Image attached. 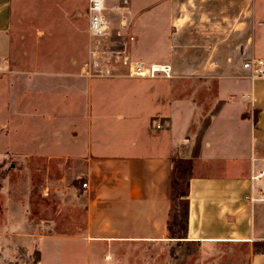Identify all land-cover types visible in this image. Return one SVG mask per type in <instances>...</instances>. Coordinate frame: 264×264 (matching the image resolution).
<instances>
[{"label":"crops","instance_id":"1","mask_svg":"<svg viewBox=\"0 0 264 264\" xmlns=\"http://www.w3.org/2000/svg\"><path fill=\"white\" fill-rule=\"evenodd\" d=\"M257 6L264 0H132L131 32L167 55L152 64L163 68L156 81L86 77L75 63L58 61L25 63L21 72L4 62L9 41H0V162L12 150L28 161L71 164L82 175L71 189L83 197L71 236H38L42 264L49 239L66 242L55 251L57 264H176L179 239L168 222L179 161L191 165L182 240L244 246L249 264H264V254L253 253L264 241L255 229L259 202L247 199L264 189V179L251 181L264 159L256 150L264 80L252 81L241 66L257 58L264 23ZM75 74L88 79V101L82 113L80 101L65 116L59 90L73 86Z\"/></svg>","mask_w":264,"mask_h":264},{"label":"rangeland","instance_id":"2","mask_svg":"<svg viewBox=\"0 0 264 264\" xmlns=\"http://www.w3.org/2000/svg\"><path fill=\"white\" fill-rule=\"evenodd\" d=\"M261 8L258 7V17L264 21V7L262 12ZM0 25V29L6 33L0 35V41L5 45L9 41V51L6 53L5 50L3 60L11 62L14 70L23 72L25 63L35 66L57 61L67 65L75 63L82 70L88 61V0H0ZM260 31L262 35L256 43L257 58L264 57V23ZM132 32L137 38L136 43L128 42L125 47L132 59L143 60L147 67L159 62L162 57L166 60V54L157 47L156 51H149V46L141 43L139 34L134 29ZM47 76L45 74L42 78ZM12 78L16 76L12 75ZM68 78L73 81V86L65 83L59 90L63 93V111L60 109L65 116L70 115L69 109H77L80 101L79 113H82L89 95L88 79L76 74ZM145 79L156 81L159 78ZM52 82L49 81V85ZM72 88L73 93L69 91ZM255 118L257 121L256 113ZM256 150L258 156L264 157V138ZM13 152L9 150L0 162V264H42L38 236H71L72 211L74 207L82 211L83 202L82 194L71 192V189L80 185L82 175L79 173V178L73 175L71 164L60 166L43 159L28 161ZM79 168L81 170L82 166ZM190 175L189 162L179 161L175 164V197L180 214L177 229L181 236L186 234L182 229L185 225L186 198L179 195L187 193ZM73 200L79 205L72 204ZM255 229L264 237V202H259L255 208ZM63 244L66 242L55 239L44 242L46 264H57L55 251ZM68 248L70 252V246ZM172 255L176 258V264H249L247 249L231 244L211 247L179 239L175 242Z\"/></svg>","mask_w":264,"mask_h":264},{"label":"built area","instance_id":"3","mask_svg":"<svg viewBox=\"0 0 264 264\" xmlns=\"http://www.w3.org/2000/svg\"><path fill=\"white\" fill-rule=\"evenodd\" d=\"M133 22L132 0H88L90 49L88 61L82 69L84 76L110 78L123 74L154 78L162 71L161 67H147L145 62L134 60L127 54L125 46L135 40L131 32ZM241 66L252 81L264 80V57L246 58ZM262 165L252 170L251 181L264 179V159ZM87 185L84 182L82 187L86 188ZM247 199L264 202L263 188H259L257 197L249 196Z\"/></svg>","mask_w":264,"mask_h":264},{"label":"trees","instance_id":"4","mask_svg":"<svg viewBox=\"0 0 264 264\" xmlns=\"http://www.w3.org/2000/svg\"><path fill=\"white\" fill-rule=\"evenodd\" d=\"M189 185V184H188ZM177 189V184L175 179H172V191H173V195H172V207H171V213H170V218H169V222H168V231L169 234L172 238L175 239H182L185 238V235H180L179 230L177 229L179 222H180V214L178 212L179 206L176 205V197H175V192ZM181 198H186V205H185V209H186V213H185V225L184 227H182V229L186 232L187 229V218H188V208H189V203L187 200V196H188V191L187 193H181L179 195ZM176 208V210L174 209ZM264 242H255L253 245V253L254 254H264Z\"/></svg>","mask_w":264,"mask_h":264},{"label":"bare ground","instance_id":"5","mask_svg":"<svg viewBox=\"0 0 264 264\" xmlns=\"http://www.w3.org/2000/svg\"><path fill=\"white\" fill-rule=\"evenodd\" d=\"M160 69H163V68H160Z\"/></svg>","mask_w":264,"mask_h":264}]
</instances>
